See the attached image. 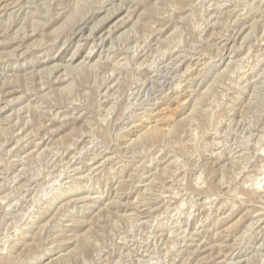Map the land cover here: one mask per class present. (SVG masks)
I'll return each instance as SVG.
<instances>
[{"label":"rangeland","instance_id":"1","mask_svg":"<svg viewBox=\"0 0 264 264\" xmlns=\"http://www.w3.org/2000/svg\"><path fill=\"white\" fill-rule=\"evenodd\" d=\"M0 264H264V0H0Z\"/></svg>","mask_w":264,"mask_h":264},{"label":"bare ground","instance_id":"2","mask_svg":"<svg viewBox=\"0 0 264 264\" xmlns=\"http://www.w3.org/2000/svg\"><path fill=\"white\" fill-rule=\"evenodd\" d=\"M6 5V4H5ZM19 7V6H18ZM207 8V7H206ZM260 24V23H259ZM263 31V30H262ZM178 59V58H177ZM256 64V63H255ZM157 68V67H156ZM190 69V68H189ZM163 72V71H162ZM160 74V73H159ZM170 76V75H169ZM163 80V79H162ZM161 81V80H160ZM179 82V81H178ZM161 85V84H160ZM176 85V84H175ZM179 85V84H178ZM180 85H181V83H180ZM186 85V84H185ZM176 87V86H175ZM179 87V86H178ZM151 89V88H150ZM175 95V94H174ZM262 124V123H261ZM23 127V126H22ZM259 127V126H258ZM76 157V156H75ZM57 159V158H56ZM76 160V159H75ZM57 161V160H56ZM55 162V161H54ZM54 164V163H53ZM59 164V163H58ZM56 165V164H55ZM52 167V166H51ZM67 167H69V166H67ZM54 169H55V167H54ZM72 169V168H71ZM62 174V173H61ZM56 181V180H55ZM200 196V195H199ZM211 201V200H210ZM8 205V204H7ZM14 209V208H13ZM154 209V208H153ZM155 219V218H154ZM181 232V231H180ZM195 233V232H194ZM188 237V236H187ZM10 241V240H9ZM14 245V244H13ZM13 245H12V247H13ZM150 249V248H149ZM150 251V250H149ZM9 252V251H8ZM11 252V251H10ZM145 253V252H144ZM147 254V253H146ZM146 254H144V255H146ZM149 254V253H148ZM8 255V254H7ZM5 256V255H4ZM149 256V255H148ZM10 258V257H9ZM4 259V258H3ZM2 259V260H3ZM4 261V260H3Z\"/></svg>","mask_w":264,"mask_h":264}]
</instances>
